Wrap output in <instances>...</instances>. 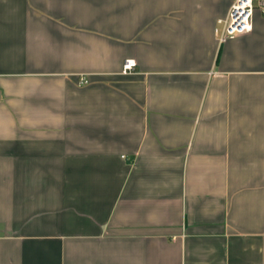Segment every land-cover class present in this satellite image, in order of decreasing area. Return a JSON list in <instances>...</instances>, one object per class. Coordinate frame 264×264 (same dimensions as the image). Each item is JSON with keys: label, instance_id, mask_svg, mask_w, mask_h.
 <instances>
[{"label": "crops", "instance_id": "obj_1", "mask_svg": "<svg viewBox=\"0 0 264 264\" xmlns=\"http://www.w3.org/2000/svg\"><path fill=\"white\" fill-rule=\"evenodd\" d=\"M232 1L0 0V264H264V16L221 42Z\"/></svg>", "mask_w": 264, "mask_h": 264}, {"label": "built area", "instance_id": "obj_2", "mask_svg": "<svg viewBox=\"0 0 264 264\" xmlns=\"http://www.w3.org/2000/svg\"><path fill=\"white\" fill-rule=\"evenodd\" d=\"M256 12L264 16V0H233L227 16L219 20L222 29L219 34L221 42L234 38L253 29V19ZM134 58H126L123 71L128 72L136 67ZM87 78L80 79L79 83L88 82Z\"/></svg>", "mask_w": 264, "mask_h": 264}]
</instances>
